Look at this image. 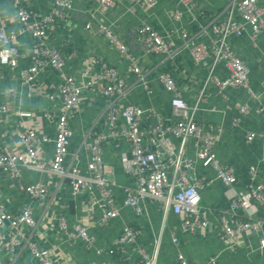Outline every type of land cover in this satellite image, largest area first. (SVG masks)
<instances>
[{"label":"crops","instance_id":"1","mask_svg":"<svg viewBox=\"0 0 264 264\" xmlns=\"http://www.w3.org/2000/svg\"><path fill=\"white\" fill-rule=\"evenodd\" d=\"M227 2L228 0H203L202 5H198V12L203 16L199 26L192 23L187 15L180 23L171 19L170 11L177 8L184 10L175 0H160L156 8L150 10L135 5L132 0H117L115 6L105 14L97 12L93 0H71L69 18L50 25L48 43L61 49L66 59L63 72L78 81L81 80V74L92 66L94 59L116 68L127 81L126 101L144 109L153 107L162 115L164 124L169 125L177 119L170 104L173 95L164 89L159 77L164 73H171L187 103L191 106L196 103L214 60L209 56L198 65L194 63L191 42L210 44V38H214L211 25L215 20L224 18L228 8ZM54 4L55 0H31L28 3L29 9L38 19L49 15ZM259 4L264 7V0H259ZM0 17L6 21L9 29H18L17 7L11 0H0ZM90 21L94 26L102 24L114 28L120 35L146 74V79L153 88L151 96L147 95L137 77L128 72L129 62L122 59L104 37L95 31L86 30V24ZM143 23L151 24L162 36L171 32L173 58L145 52L137 33ZM183 30L189 33V39L186 41L180 35ZM229 43L236 57L248 66L250 87L257 98L254 100L243 89L226 88L220 91L215 85H209L199 105L196 120L199 124L219 126L223 129L215 152L222 164L235 170L238 178L236 190L246 192L251 167L257 168V179L264 185V144L260 139L251 143L246 140L248 132L257 135L264 133V115L257 112L258 106L264 107V34L255 40L249 35L239 38L231 36ZM32 45L29 38L20 37L13 45L20 53L18 67H3L0 72V105H6L8 109L6 116L0 115V148L14 153L23 152L19 134L25 124L36 127L40 135L53 139L56 130L45 115L61 107L58 88L63 83L64 74L48 69L39 76L32 95H29L21 84V71L33 62ZM95 70L98 72V65ZM213 73L222 80L228 75L222 64L217 65ZM101 89L102 87L97 85L85 93L80 116L72 120L74 137L68 164L78 163L84 168L90 152L89 145L93 140L91 131L108 135L109 128L102 116L105 101ZM244 105L249 107V112L241 115L240 108ZM19 113H29L31 116L21 118ZM106 139L103 144L104 161L107 174L117 185L114 192L117 206L120 208V217L106 227L98 225L100 211H95L89 216L84 200L73 196L67 181L60 176L22 169L19 179H11L0 169V203L10 213H17L23 205H31L34 208L37 227L33 231L25 228V233L28 239L48 251L55 264H106L113 260L106 250L121 235L125 225L136 228L140 233L139 242L142 247L149 253L154 252L155 241L163 223V212L156 204L150 202L145 203V214L142 217L123 207L122 187L133 184V179L126 174L121 160L125 150L124 139ZM38 150L44 161L51 160L52 143L42 142ZM195 152V141H191L189 154L194 157ZM197 172L199 177L207 179H212L215 175L200 163ZM38 182L45 185L47 194L41 200L31 199L23 188ZM228 196L227 189L221 183L215 182L201 191L202 205L227 211L230 209ZM257 206V215L263 217L264 205ZM59 217H65L69 225L80 223L89 226L90 234L95 239L93 246L88 248L82 240L63 235L57 222ZM207 217L210 220L209 228L204 232L191 234L183 233L179 218L170 214L162 236L158 264H177V252L185 254L191 264H206V261L214 256L218 257L221 264H264V249H260L257 236L247 233L234 242L221 235L218 216L208 214ZM225 217L229 218L228 214ZM11 233L12 229L8 225L0 228V264H36L26 248L27 238L22 241L23 248L15 252L8 249ZM174 233L179 238L178 246L172 241ZM135 261L136 256L132 254L130 260H114L116 264H134Z\"/></svg>","mask_w":264,"mask_h":264},{"label":"built area","instance_id":"2","mask_svg":"<svg viewBox=\"0 0 264 264\" xmlns=\"http://www.w3.org/2000/svg\"><path fill=\"white\" fill-rule=\"evenodd\" d=\"M11 1L17 7L19 23L18 29L12 30L0 17V72L3 67H18L20 53L13 45L24 36L31 40L34 52L33 62L21 71V84L29 95L34 93L33 88L39 76L48 69L64 75L63 83L58 88L61 107L45 115L55 127L54 138L40 135L36 127L25 124L19 134L22 153L0 148V169L4 174L11 179H19L22 169H31L60 176L67 181L73 196L84 200L89 216L95 211H100L98 225L106 227L120 217V208L117 206L114 192L117 185L107 174L103 144L107 137L124 139L125 150L121 160L126 174L133 179V184L122 187L123 207L131 209L136 216L142 217L145 214L146 202L156 204L163 212V223L152 253L147 252L140 244L139 231L130 225H125L121 235L106 250L113 258L106 264H116L114 262L116 258L130 260L131 254L136 256L134 264H158L162 236L170 214L179 218L183 233L191 234L208 229L210 220L207 216L215 214L218 216L221 235L236 242L241 236L251 233L259 238L260 249H264V216L257 215L259 212L257 205H264V185L257 179V168L249 169L246 192H238L235 170L222 164L215 152V146L223 129L219 126L199 124L196 120L199 105L209 85H215L220 91L226 88L243 89L254 100L257 98L250 87L249 68L234 54L229 37L239 38L249 35L255 40L259 35L264 34V7L259 4V0H228L224 18L215 20L211 25L214 38H210V44L191 42V56L194 63L198 65L209 56L214 60L194 105H189L184 99L171 73L160 75L159 81L164 89L173 95L170 104L177 119L169 125L164 124L162 115L153 107L144 109L126 101L127 81L116 68L94 59L92 66L81 74L80 81L63 72L66 59L60 48L48 43L49 29L51 24L69 18V11L72 9L71 0H55L50 14L43 19H38L29 9L28 3L31 0ZM132 1L135 5L150 10L156 8L160 0ZM175 1L184 10L177 8L169 12L174 22H182L187 15L192 23L201 26L200 20L203 16L198 12V5H202L203 0ZM116 2L117 0H93L100 14L107 13ZM93 24L92 21L88 22L86 30L95 31L96 34L104 37L119 56L129 62L128 72L137 77L147 95L151 96L153 88L146 79V74L120 35L114 28ZM137 33L146 53L174 57L171 51V32L162 36L151 24L143 23ZM180 35L185 41L189 39L186 30L181 31ZM219 64H222L228 73L223 80L213 73L214 68ZM97 65L98 72L95 70ZM97 85L102 87L101 92L105 101L102 116L109 132L108 135H104L91 131L93 140L89 145L90 152L85 166L82 168L78 163H67L74 137L72 120L80 116L85 93ZM248 112L247 105L240 108L241 115H246ZM257 112L264 115V107L258 106ZM6 114H8L7 106L0 105V115L6 116ZM30 116L29 113H19L21 118ZM257 139L264 144V133L257 135L248 132L246 135L249 143ZM191 141H195L196 146L194 157L189 154ZM42 142L53 145V154L49 162L40 157L38 149ZM198 163L212 170L215 173L214 177L212 179L199 177ZM215 182L221 183L227 189L230 200V209L227 211L202 205L201 191ZM23 190L27 196L35 200H41L47 194V189L41 182L26 185ZM226 214L229 218L225 217ZM57 222L63 235L82 240L88 248L93 246L95 239L90 234L89 226L80 223L69 225L65 217H59ZM4 225L12 229L7 244L8 249L15 252L23 248L22 241L27 238L24 229L33 231L37 227L34 208L31 205H23L17 213H10L0 203V228ZM172 241L176 246L179 245L176 233L172 235ZM26 248L36 264H55L48 251L28 238ZM176 261L177 264H191L182 252H177ZM206 264L221 263L218 257L214 256L208 259Z\"/></svg>","mask_w":264,"mask_h":264}]
</instances>
